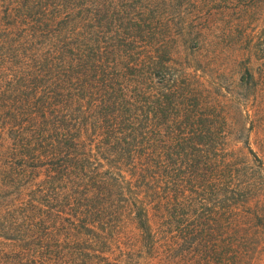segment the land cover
Here are the masks:
<instances>
[{
    "label": "trees",
    "instance_id": "obj_1",
    "mask_svg": "<svg viewBox=\"0 0 264 264\" xmlns=\"http://www.w3.org/2000/svg\"><path fill=\"white\" fill-rule=\"evenodd\" d=\"M214 11L241 38L264 0H0V264L262 259L264 123L175 56L220 47L195 25Z\"/></svg>",
    "mask_w": 264,
    "mask_h": 264
},
{
    "label": "rangeland",
    "instance_id": "obj_2",
    "mask_svg": "<svg viewBox=\"0 0 264 264\" xmlns=\"http://www.w3.org/2000/svg\"><path fill=\"white\" fill-rule=\"evenodd\" d=\"M227 12L231 15V11L227 10ZM212 14L207 22L197 18L195 25L199 31L203 30L208 34V43L219 44L220 47L214 50L209 47L206 51L196 53L179 44L175 56L180 61L186 62L192 70L203 75L206 85L214 91L213 97L221 103L229 119L245 121L246 125L251 120L264 123V107L262 108L261 103L258 102L256 93L247 99L249 94L237 86L239 71L243 69V63L247 57L251 59L252 67L249 68L255 72V77H259L258 72L264 69L260 53L257 51V54L251 56L247 50L248 46L255 45L257 48L262 45L264 14L257 11L252 15L250 12L241 14L245 21L241 38L237 37L238 33L229 34L226 31L227 23L217 14V11ZM250 142L253 150L259 156H264L262 146L260 147L256 142L253 134H251ZM238 146H241V143ZM262 255V259L257 261V264H264V251Z\"/></svg>",
    "mask_w": 264,
    "mask_h": 264
}]
</instances>
